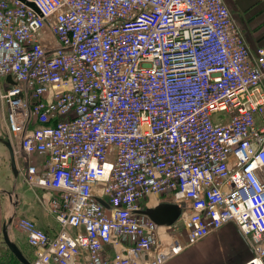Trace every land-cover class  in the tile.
I'll return each instance as SVG.
<instances>
[{"label": "built area", "instance_id": "2783aa9c", "mask_svg": "<svg viewBox=\"0 0 264 264\" xmlns=\"http://www.w3.org/2000/svg\"><path fill=\"white\" fill-rule=\"evenodd\" d=\"M0 118L57 223L17 218L31 264H162L227 222L264 264V44L223 0H0Z\"/></svg>", "mask_w": 264, "mask_h": 264}, {"label": "crops", "instance_id": "0c3cea01", "mask_svg": "<svg viewBox=\"0 0 264 264\" xmlns=\"http://www.w3.org/2000/svg\"><path fill=\"white\" fill-rule=\"evenodd\" d=\"M229 9L232 22L242 34L246 45L251 53L255 48L264 44V0H223ZM5 128V121L0 118V135ZM5 144V142H4ZM6 145V144H5ZM16 170L14 174L10 167L9 151L5 153L7 161L0 163V190L8 188L7 192H0V225L7 224L8 235L21 249L23 254L30 259L32 251L27 246L23 233L18 232L15 222L19 216L32 218L36 225L52 235L57 230V223L45 207L47 189L41 187H29L19 173L24 163L22 154L16 152L15 141L11 139ZM7 147V146H6ZM5 159V157H3ZM36 162L39 157H33ZM20 174V177L18 176ZM20 185V186H19ZM25 185L33 190V196L28 197L19 188ZM35 188V189H34ZM7 195V199L5 195ZM12 195L18 200L12 203ZM11 216L10 222H8ZM1 233V228H0ZM25 249V250H24ZM252 250L248 238L241 233L234 222H227L202 237L195 243L185 247L179 253L168 258L162 264H243L251 257Z\"/></svg>", "mask_w": 264, "mask_h": 264}, {"label": "water", "instance_id": "95a60500", "mask_svg": "<svg viewBox=\"0 0 264 264\" xmlns=\"http://www.w3.org/2000/svg\"><path fill=\"white\" fill-rule=\"evenodd\" d=\"M28 5L34 6L33 3L29 1H25ZM5 144L9 151V157H10V167L15 174L17 172L16 170V163H15V156L12 149V146L8 141H5ZM99 202L107 206V203L98 198ZM182 204L173 201V200H159L154 205H144L140 209H137L136 212L143 214L153 220L157 224H163V225H172L179 219L181 213L183 212ZM11 216L8 219V222H10ZM1 236L2 241L6 245V247L11 251V253L14 255V257L21 263V264H31L29 259L23 254L21 249L18 247V245L12 241L8 235L7 230V224L3 223L1 226Z\"/></svg>", "mask_w": 264, "mask_h": 264}, {"label": "rangeland", "instance_id": "374dc122", "mask_svg": "<svg viewBox=\"0 0 264 264\" xmlns=\"http://www.w3.org/2000/svg\"><path fill=\"white\" fill-rule=\"evenodd\" d=\"M4 142L5 141L0 137V163H4V161L5 162L7 161L5 153H7L8 148L6 147ZM3 157H5V159ZM2 173L3 172L0 171V177H1ZM18 176L20 177V174H18ZM20 179H22V178L20 177ZM26 185H25V188H24V186L20 187L19 191L22 190V192L24 194H26V196H28V197L33 196V190H30ZM42 190L45 191L46 189H42ZM7 191L9 192V191H12V190H10L8 188H3V189L0 190V192H7ZM4 195H5L6 199H7V195L6 194H4ZM10 198H11L12 203H15L19 199L18 195H17V197L15 195H12V197H10ZM149 198H150L149 199L150 200L149 201L150 204H151V200L152 199L154 201L158 200V198L152 197V196L149 197ZM147 199H148V197H147ZM0 228H1V225H0ZM18 232H19V230H18ZM0 264H21L17 259L14 258V255L11 253V251L6 247V245L2 241L1 233H0Z\"/></svg>", "mask_w": 264, "mask_h": 264}, {"label": "bare ground", "instance_id": "6f19581e", "mask_svg": "<svg viewBox=\"0 0 264 264\" xmlns=\"http://www.w3.org/2000/svg\"><path fill=\"white\" fill-rule=\"evenodd\" d=\"M157 201H158V200H155V201H154V200L152 199V200H151V204H150L149 206L154 205Z\"/></svg>", "mask_w": 264, "mask_h": 264}, {"label": "flooded vegetation", "instance_id": "af4514ba", "mask_svg": "<svg viewBox=\"0 0 264 264\" xmlns=\"http://www.w3.org/2000/svg\"><path fill=\"white\" fill-rule=\"evenodd\" d=\"M16 259V258H15ZM30 260V259H29Z\"/></svg>", "mask_w": 264, "mask_h": 264}, {"label": "trees", "instance_id": "16d2710c", "mask_svg": "<svg viewBox=\"0 0 264 264\" xmlns=\"http://www.w3.org/2000/svg\"><path fill=\"white\" fill-rule=\"evenodd\" d=\"M15 258V257H14Z\"/></svg>", "mask_w": 264, "mask_h": 264}]
</instances>
